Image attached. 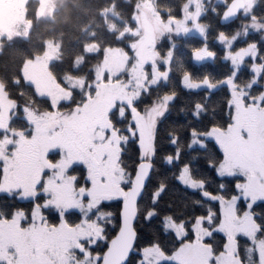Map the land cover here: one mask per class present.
<instances>
[{
    "label": "snow or ice",
    "instance_id": "1",
    "mask_svg": "<svg viewBox=\"0 0 264 264\" xmlns=\"http://www.w3.org/2000/svg\"><path fill=\"white\" fill-rule=\"evenodd\" d=\"M219 3L221 23L243 18L217 30L222 52L205 0L178 12L136 0L123 31L108 25L116 44H84L99 57L91 77L51 72L62 41L49 40L25 57L15 94L0 83V264H264V0ZM193 29L192 60L220 55L228 71L185 68L177 110L172 37ZM21 83L43 110L21 104Z\"/></svg>",
    "mask_w": 264,
    "mask_h": 264
},
{
    "label": "trees",
    "instance_id": "2",
    "mask_svg": "<svg viewBox=\"0 0 264 264\" xmlns=\"http://www.w3.org/2000/svg\"><path fill=\"white\" fill-rule=\"evenodd\" d=\"M136 0H132L135 3ZM132 3H127L126 0H64L61 7L53 12L51 19L40 20L37 16L39 5L38 0H30L28 2V18L32 20V28L28 38H16L11 41H5L2 52H0V82L7 84L13 94L18 91V88L12 84L15 76L19 75L20 66L25 57H32L35 53L43 51L45 41H62V49L59 57L55 59L51 65V72L57 77L66 75L67 73H75L77 76L87 74L91 77V68L97 66L99 57L97 55H88L83 57L84 44L91 40L100 41L101 44L111 43L116 44L115 33L108 31V25H115L118 32L123 31L127 23L131 21ZM183 0H158V5L164 9H175L179 11ZM114 5V7H113ZM213 7H221L220 3H214L208 6V15L203 19L211 24L208 29V43L211 47L216 48L218 52H222V45L216 43V33L218 29L226 28L231 31L233 28L241 27L240 18L231 24L223 25L220 18L212 14ZM106 10L104 17L100 14V9ZM115 12L117 15H113ZM257 12H264V8H258ZM95 33L94 36L90 35ZM258 39V37H252ZM131 36H125L120 43L127 44L131 40ZM243 39V38H242ZM167 40V39H165ZM176 41L175 57L172 61L173 72L171 79L165 87H175L180 90V97L176 101V109L178 110L189 94L180 89V74L185 68H190L195 74L202 76L205 73L213 76H222L227 73L228 67L222 60L220 55H217L216 60L197 64L191 58L190 46H197L202 42L201 37L195 35H179L174 38ZM163 51V48H162ZM76 58L74 64L73 58ZM19 89L24 90V96L18 97L21 104H29L30 107L39 105L43 110L46 107L44 100H37L36 105L32 103L33 93L32 88L24 83L19 85ZM199 98L203 99V92L199 93ZM218 97H213L208 101V106L211 109L212 105ZM186 107L188 105H185ZM179 122H183L186 117L183 113L173 117ZM183 198V192L177 193L174 197L177 207ZM148 227L156 228L160 231L159 221H154ZM161 241L165 246L170 242L161 236Z\"/></svg>",
    "mask_w": 264,
    "mask_h": 264
},
{
    "label": "rangeland",
    "instance_id": "3",
    "mask_svg": "<svg viewBox=\"0 0 264 264\" xmlns=\"http://www.w3.org/2000/svg\"><path fill=\"white\" fill-rule=\"evenodd\" d=\"M29 1L30 0H0V48L3 47L6 40L11 41L16 38L29 37L33 25L32 20H30L27 15ZM38 1L37 16L40 20H46L53 17V12L61 7L64 0ZM217 2H219V0H205L206 7L209 5L212 6ZM21 21H23V23H21ZM240 22L242 26V20ZM181 35H195L201 37L200 33L195 29L189 31L187 34ZM175 37L174 35L172 39L174 40ZM131 38L133 39V37ZM242 38L243 33L241 35V39ZM165 39H167V37H165ZM59 54L56 58L51 60L50 65L59 57Z\"/></svg>",
    "mask_w": 264,
    "mask_h": 264
},
{
    "label": "water",
    "instance_id": "4",
    "mask_svg": "<svg viewBox=\"0 0 264 264\" xmlns=\"http://www.w3.org/2000/svg\"><path fill=\"white\" fill-rule=\"evenodd\" d=\"M235 22V21H234ZM233 23V22H232ZM223 24V23H222ZM231 24V23H230ZM223 25H226V24H223Z\"/></svg>",
    "mask_w": 264,
    "mask_h": 264
}]
</instances>
